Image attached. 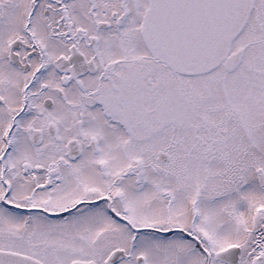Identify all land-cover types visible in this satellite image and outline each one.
<instances>
[{"label":"snow or ice","instance_id":"6c2138e0","mask_svg":"<svg viewBox=\"0 0 264 264\" xmlns=\"http://www.w3.org/2000/svg\"><path fill=\"white\" fill-rule=\"evenodd\" d=\"M0 264H264V0H0Z\"/></svg>","mask_w":264,"mask_h":264}]
</instances>
